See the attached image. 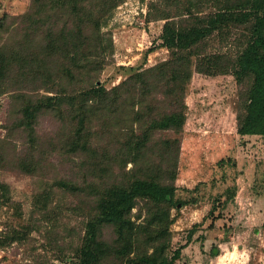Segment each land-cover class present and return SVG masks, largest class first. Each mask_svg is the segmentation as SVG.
<instances>
[{"label":"rangeland","instance_id":"rangeland-1","mask_svg":"<svg viewBox=\"0 0 264 264\" xmlns=\"http://www.w3.org/2000/svg\"><path fill=\"white\" fill-rule=\"evenodd\" d=\"M173 2L122 0L107 13L100 26L107 48L94 83L110 88L170 56V49L162 45L163 25L187 15L176 8L182 0ZM30 3L0 0V19L8 15L0 45L12 43L16 33L9 31L21 23L19 16ZM211 4L204 0L195 8L197 14L209 13ZM225 37L217 32L208 36L206 53L232 49L233 34ZM10 69L9 77L0 76V264H80L78 247L90 200L87 185L103 180L102 187L110 180L98 170V153L105 147L98 138L102 122L93 119L83 134L86 139H74L75 125L51 112L37 117L32 132L22 129L16 123L22 101L16 97L15 83L22 68L12 63ZM238 89L232 74L196 70L185 84L184 122L174 135L180 149L167 251L180 250L177 264H223V259H230V264H264V134L238 132ZM25 92L32 98L54 93L44 87ZM166 135L171 132L158 136ZM22 157L33 158L40 167L32 173L21 170ZM131 166L128 162L125 169ZM141 204L137 202L132 213ZM141 215L138 221L144 212ZM16 229H25L24 235L6 237ZM102 235L109 240L114 234L107 226Z\"/></svg>","mask_w":264,"mask_h":264},{"label":"trees","instance_id":"trees-1","mask_svg":"<svg viewBox=\"0 0 264 264\" xmlns=\"http://www.w3.org/2000/svg\"><path fill=\"white\" fill-rule=\"evenodd\" d=\"M121 1L31 0L19 16L21 23L9 31L16 33L12 43L0 45V76L11 75L12 63L22 68L15 79L16 97L22 101L16 123L28 132L44 112L74 124V139H86L83 134L94 118L102 122L98 138L105 147L98 153V170L110 180L102 187L103 180L87 185L80 264H177L180 250L167 251L180 149L174 135L184 122L185 84L192 70L232 74L239 85L238 132L264 134V0H210L213 9L203 15L195 8L204 0H182L176 8L187 15L163 25L162 45L170 56L106 88L93 81L107 48L100 26ZM7 17L0 19V38ZM214 32L233 34L232 49L207 54L205 41ZM43 87L54 93L32 98L25 92ZM162 131L171 135L158 136ZM128 162L132 166L127 170ZM37 164L31 157L18 161L21 170L31 173ZM107 226L114 234L109 240L102 238ZM24 231L16 229L6 237L18 238Z\"/></svg>","mask_w":264,"mask_h":264},{"label":"built area","instance_id":"built-area-1","mask_svg":"<svg viewBox=\"0 0 264 264\" xmlns=\"http://www.w3.org/2000/svg\"><path fill=\"white\" fill-rule=\"evenodd\" d=\"M224 260H226V259H223V264H230L229 262H228V260H230V259H227V261H224Z\"/></svg>","mask_w":264,"mask_h":264}]
</instances>
